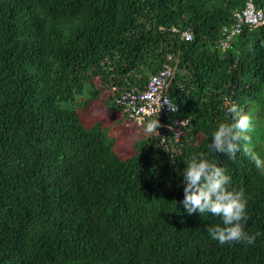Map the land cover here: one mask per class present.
<instances>
[{
	"label": "trees",
	"instance_id": "obj_1",
	"mask_svg": "<svg viewBox=\"0 0 264 264\" xmlns=\"http://www.w3.org/2000/svg\"><path fill=\"white\" fill-rule=\"evenodd\" d=\"M249 1L264 9L0 0V264H264V172L243 147L236 159L209 147L235 104L264 155V26L220 47ZM166 67L178 111L147 132L129 96ZM200 151L245 190L255 243L220 244L207 231L220 217L187 212L182 172Z\"/></svg>",
	"mask_w": 264,
	"mask_h": 264
},
{
	"label": "clouds",
	"instance_id": "obj_2",
	"mask_svg": "<svg viewBox=\"0 0 264 264\" xmlns=\"http://www.w3.org/2000/svg\"><path fill=\"white\" fill-rule=\"evenodd\" d=\"M228 111L232 114L230 122L219 123L212 133L209 147L214 152L227 153L232 159H236L243 147L256 168L264 172V155L248 143L252 140L249 114L235 104ZM159 125L158 118L151 119L147 121L145 130L152 132ZM185 162L186 167L182 172L185 196L182 203L187 212L212 213L220 217L222 223L207 226L211 238L220 244L233 241L255 243L258 233L250 234L245 227L248 196L244 189L230 187L232 176L228 170L203 151L193 152Z\"/></svg>",
	"mask_w": 264,
	"mask_h": 264
},
{
	"label": "built area",
	"instance_id": "obj_3",
	"mask_svg": "<svg viewBox=\"0 0 264 264\" xmlns=\"http://www.w3.org/2000/svg\"><path fill=\"white\" fill-rule=\"evenodd\" d=\"M235 23L226 29L220 47L223 51L231 48V44L240 36L246 27L250 29L264 26V9L257 8L253 2H247L242 11L234 14ZM186 39L192 40V36L186 33ZM172 70L166 67L149 82L146 91L140 95H130V117L140 126L146 125L147 121L158 118L159 120L170 113L178 111V107L172 102L166 90L169 86V77Z\"/></svg>",
	"mask_w": 264,
	"mask_h": 264
},
{
	"label": "rangeland",
	"instance_id": "obj_4",
	"mask_svg": "<svg viewBox=\"0 0 264 264\" xmlns=\"http://www.w3.org/2000/svg\"><path fill=\"white\" fill-rule=\"evenodd\" d=\"M138 132H139V130L137 131V133H138ZM137 133H136V134H137ZM136 134H134L133 137H136Z\"/></svg>",
	"mask_w": 264,
	"mask_h": 264
},
{
	"label": "bare ground",
	"instance_id": "obj_5",
	"mask_svg": "<svg viewBox=\"0 0 264 264\" xmlns=\"http://www.w3.org/2000/svg\"><path fill=\"white\" fill-rule=\"evenodd\" d=\"M244 8V7H243ZM233 24H234V22H233ZM230 28V27H229ZM239 38V37H238ZM220 44V43H219Z\"/></svg>",
	"mask_w": 264,
	"mask_h": 264
}]
</instances>
